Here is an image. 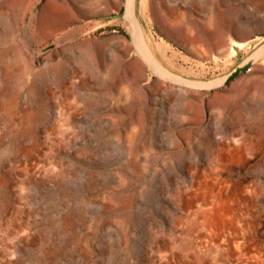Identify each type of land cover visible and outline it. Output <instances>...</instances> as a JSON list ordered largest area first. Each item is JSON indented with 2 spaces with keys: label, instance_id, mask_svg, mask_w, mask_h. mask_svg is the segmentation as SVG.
I'll return each instance as SVG.
<instances>
[{
  "label": "rangeland",
  "instance_id": "rangeland-1",
  "mask_svg": "<svg viewBox=\"0 0 264 264\" xmlns=\"http://www.w3.org/2000/svg\"><path fill=\"white\" fill-rule=\"evenodd\" d=\"M127 3L0 0V264H264V0Z\"/></svg>",
  "mask_w": 264,
  "mask_h": 264
},
{
  "label": "bare ground",
  "instance_id": "bare-ground-1",
  "mask_svg": "<svg viewBox=\"0 0 264 264\" xmlns=\"http://www.w3.org/2000/svg\"><path fill=\"white\" fill-rule=\"evenodd\" d=\"M125 19L127 22L130 23L132 26V35L135 44L137 45L138 49H140L141 53L151 62L155 67L162 69L163 67L158 64L155 59L153 58L152 54L148 50V48L144 44V39L142 36V31L137 26L135 19H134V0H128L125 12ZM248 71V69H247Z\"/></svg>",
  "mask_w": 264,
  "mask_h": 264
},
{
  "label": "crops",
  "instance_id": "crops-1",
  "mask_svg": "<svg viewBox=\"0 0 264 264\" xmlns=\"http://www.w3.org/2000/svg\"><path fill=\"white\" fill-rule=\"evenodd\" d=\"M254 39V38H253ZM264 45H259L257 50H255L253 52V59H256V53H258V65H259V59H260V56L262 55L264 57V49L262 48Z\"/></svg>",
  "mask_w": 264,
  "mask_h": 264
}]
</instances>
